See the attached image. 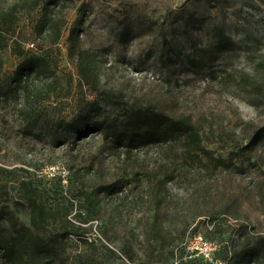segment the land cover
I'll return each instance as SVG.
<instances>
[{"label": "rangeland", "instance_id": "374dc122", "mask_svg": "<svg viewBox=\"0 0 264 264\" xmlns=\"http://www.w3.org/2000/svg\"><path fill=\"white\" fill-rule=\"evenodd\" d=\"M14 1L0 0V7ZM64 15L66 26L54 46V70L71 79L66 96L50 97L33 109L10 83L19 62L14 41L33 52L47 45L34 32L36 13L21 16L16 33L0 49V190L8 192L0 201V211L10 210L20 224L30 225L28 211L18 204L17 182L25 179L49 208L72 202L68 217L77 222L78 208L83 214L91 213L82 200L86 188L121 181L131 170L144 171L145 166L154 171L162 164L163 170L170 171L185 164L180 144L172 151L162 139L166 130L158 120L150 127L151 135L132 148L128 161L124 149L102 132H77L75 117L88 110V102L98 100L101 105L93 120L116 117L121 128L135 124L150 106L155 118L186 117L201 123L216 140L206 147L222 161L216 165L205 158L189 162L184 165L187 176L166 185L164 193L173 205L185 209L189 199H196V211L204 213L179 241L178 258L150 262L143 256L138 218L146 208L138 204L142 201L138 194L145 187L137 189L133 184L121 193L100 194L85 239L69 235L59 240L64 258L51 264H79L86 256L106 264H125L94 235V225L114 246L122 248L131 241L137 263L209 264L204 251L191 243L199 233L214 245V260L264 264V133L255 139L264 127V0H78L67 3ZM81 19V47L99 76L100 89L122 92L124 108L98 99L79 80L66 36ZM32 42L33 49L28 47ZM199 60L203 64H196ZM24 109L41 110L43 116L35 127L28 126ZM62 121L76 123L70 126ZM217 212H223L216 218L227 230L222 240L209 233L207 215ZM186 214L191 217L189 211ZM55 228L50 225V230ZM9 233L8 222L0 219V237ZM174 233L173 238L180 230ZM89 240L95 241V254L87 248ZM250 247L258 255L248 262L243 252ZM32 263L26 255L24 264ZM0 264L9 263L0 256Z\"/></svg>", "mask_w": 264, "mask_h": 264}, {"label": "trees", "instance_id": "16d2710c", "mask_svg": "<svg viewBox=\"0 0 264 264\" xmlns=\"http://www.w3.org/2000/svg\"><path fill=\"white\" fill-rule=\"evenodd\" d=\"M69 1L74 3L78 0H16L8 7H0V49L5 47L9 39L16 33L20 17H30L34 13H36L33 21L34 32L47 43L40 52L25 50L17 41H14L13 44V50L19 57V62L10 75V83L14 91H21L24 101L30 103L32 108L35 104H40L50 97L60 98L68 93L71 79L68 77L64 79V76H60L55 72L54 46L58 43L63 28L66 26L64 8ZM83 30V20L81 19L69 27L66 36L68 56L75 61L81 84L87 86L98 99L104 100L106 103L110 101L108 104L124 108L125 100L122 92L100 89L99 76L87 59L88 52L81 47L80 35ZM196 64H203V62L199 60ZM88 107L85 113H80L75 117L78 134L83 135L91 131L102 132L105 139L110 137L111 141L116 142L117 148L122 147L124 149L122 153L127 161L130 158L132 148L139 141L151 135L150 127L158 120L166 130V134L162 139L172 151H176L180 144L183 149L185 164L202 161L203 158L207 159L209 163H213V165L222 163L206 147V143L212 144L216 140L211 138V135L201 123L192 122L186 117L170 118L166 116L162 119L155 118L156 111L147 106L144 109L145 111L139 114L140 117L136 119L135 124L121 128L116 117H103L93 120V113L99 112L101 109L98 100L88 102ZM23 111H25L23 113L25 117L29 115L30 122L28 126L31 128L35 127L43 116L39 113L41 110L35 109L30 112L24 109ZM62 123L71 126L75 125L76 122L62 121ZM258 133L259 131L256 133L255 139H259L264 133V127ZM152 139L160 141L161 138ZM124 142L127 144L125 147L123 146ZM242 148L243 150L248 149V145ZM185 164H177L170 171L163 170L162 164H159L154 171L145 166L144 171L131 170V173L126 174L121 181L103 182L92 188H86L83 191L82 200L83 203H86L89 212L91 210V213L83 214L82 209L78 208L75 213L77 222L68 217L73 208L72 202L49 208L40 200L38 190L29 180H19L17 182L18 204L28 211L30 225L20 224L16 215L10 210L0 211V219H5L12 230V233L7 236L0 237L1 258L9 264H24L26 255H29L33 261L32 264H51L55 260L61 263L64 255L57 242L66 239L69 235L85 239L84 234L91 227L93 212L97 209V197L100 194L113 195L121 193L126 190V187L134 184L132 187L137 189L142 186L145 187V191L138 194L142 200L141 202L138 201V204H144L146 208L141 210L145 213L138 218L139 225L142 227L143 256L150 262H160L162 257L165 262H173L178 258L179 241L186 237L194 220L204 214L201 211H196L199 207L196 199H189L187 207L184 209L182 206L173 205L164 193V191H167V183L178 181L179 178L183 180L182 177L187 176V171L184 168ZM7 195L8 192L5 189L0 190V201L5 200ZM186 211L190 212L191 217H188ZM222 213L217 212L216 215L209 213L207 215L208 224L210 225L209 233L216 234V239L219 240H222L227 233V230L222 226L223 223L220 222L221 218H216L218 214ZM51 224L56 225L54 230H50ZM177 229L180 230V235L173 238ZM48 233L49 238L46 239L45 235ZM101 243L119 259L111 248L102 241ZM95 245V241H87V248L93 254L96 252ZM118 249L130 262L145 264L133 261L134 246L131 241L126 242L122 248L118 247ZM257 255L258 250L254 247L244 249L243 257L247 258L248 262L252 261ZM79 264L106 263L98 260L95 256H86V259L79 261ZM177 264L186 263L179 261Z\"/></svg>", "mask_w": 264, "mask_h": 264}, {"label": "built area", "instance_id": "2783aa9c", "mask_svg": "<svg viewBox=\"0 0 264 264\" xmlns=\"http://www.w3.org/2000/svg\"><path fill=\"white\" fill-rule=\"evenodd\" d=\"M28 47L33 49L35 48V44L32 42L28 44ZM96 222L97 221H95V223ZM93 231H94V235H96V237H98L99 240H101L104 244H106L109 248H111L121 261H123L126 264H134L130 262L124 254L121 253V251L118 249L117 246L110 244L101 236V234H99V232L96 229V225L93 226ZM191 243L199 246L195 248H200L201 251H204L203 255L205 256V260L209 261V264H224L222 261L214 260V258H212V252L214 249V245L211 242L207 241L201 234L198 233L194 235Z\"/></svg>", "mask_w": 264, "mask_h": 264}]
</instances>
